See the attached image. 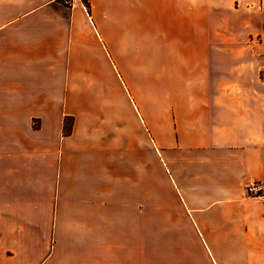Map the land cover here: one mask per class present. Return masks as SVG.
<instances>
[{
    "label": "crops",
    "instance_id": "1",
    "mask_svg": "<svg viewBox=\"0 0 264 264\" xmlns=\"http://www.w3.org/2000/svg\"><path fill=\"white\" fill-rule=\"evenodd\" d=\"M221 1L0 0V264H264V0L245 45Z\"/></svg>",
    "mask_w": 264,
    "mask_h": 264
},
{
    "label": "rangeland",
    "instance_id": "2",
    "mask_svg": "<svg viewBox=\"0 0 264 264\" xmlns=\"http://www.w3.org/2000/svg\"><path fill=\"white\" fill-rule=\"evenodd\" d=\"M221 1V5H215L210 3L203 8H199L200 6H190L184 5V9H189L191 12H204L205 14H215L219 15L221 18V30L222 32L226 30H231L234 33V37L231 38V41H224L222 39L221 43H232V44H239L245 45L248 43V37L245 35L243 30L242 34L240 33L241 27H243L244 23V14H245V0H233L232 2ZM201 9V10H198ZM254 44L257 43V38H253ZM264 44V39L261 40ZM258 44V43H257ZM242 57L245 56V53H240ZM157 56L162 58L164 55L157 54ZM164 59V58H162ZM229 60L228 54H222V61ZM178 70H171V69H134V68H125V69H118V73L120 75V79L122 80L126 90L132 94L135 90L136 92H140V90H146L145 87L148 85H156L159 83H165L167 81L169 83V74L175 73ZM154 74H156L154 76ZM262 77H264V70L261 72ZM166 77V79H165ZM140 89V90H139Z\"/></svg>",
    "mask_w": 264,
    "mask_h": 264
},
{
    "label": "built area",
    "instance_id": "3",
    "mask_svg": "<svg viewBox=\"0 0 264 264\" xmlns=\"http://www.w3.org/2000/svg\"><path fill=\"white\" fill-rule=\"evenodd\" d=\"M61 2L68 6L72 7L75 5H80L85 8L83 0H61ZM245 196L249 199L264 201V184L258 180H250L244 184Z\"/></svg>",
    "mask_w": 264,
    "mask_h": 264
},
{
    "label": "trees",
    "instance_id": "4",
    "mask_svg": "<svg viewBox=\"0 0 264 264\" xmlns=\"http://www.w3.org/2000/svg\"><path fill=\"white\" fill-rule=\"evenodd\" d=\"M83 1H85V0H83Z\"/></svg>",
    "mask_w": 264,
    "mask_h": 264
}]
</instances>
